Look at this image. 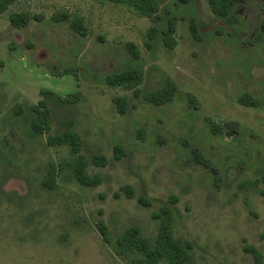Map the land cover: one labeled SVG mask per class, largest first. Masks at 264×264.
<instances>
[{"label":"rangeland","instance_id":"1","mask_svg":"<svg viewBox=\"0 0 264 264\" xmlns=\"http://www.w3.org/2000/svg\"><path fill=\"white\" fill-rule=\"evenodd\" d=\"M153 1L152 17L106 0H17L0 14V264H132L116 238L130 226L154 238L151 214L171 197L173 235L190 243L192 264H254L250 247L264 264V0L226 20L207 0ZM12 13L27 14L28 25L13 28ZM61 13L81 17L86 34L52 19ZM130 68L142 71L136 92L106 85ZM168 85L169 102L147 101ZM43 91L53 94L51 131L36 137L30 110ZM243 94L260 105H244ZM118 96L128 101L123 115ZM68 121L99 186H80L68 149L46 144ZM96 154L105 167L90 162ZM121 186L134 198H114Z\"/></svg>","mask_w":264,"mask_h":264},{"label":"trees","instance_id":"2","mask_svg":"<svg viewBox=\"0 0 264 264\" xmlns=\"http://www.w3.org/2000/svg\"><path fill=\"white\" fill-rule=\"evenodd\" d=\"M17 0H0V14L5 13L11 5ZM116 4H124L134 8L139 14L145 17H152L155 14V3L153 0H106ZM181 4H189L191 0H178ZM250 0H207L208 7L211 13L219 19H230L235 9L238 6L248 4ZM54 21H68L70 28L80 36L86 34L83 19L79 16L70 18L64 13L53 16ZM10 25L13 28L21 29L28 25L30 17L24 13H12L8 16ZM173 26L170 24L167 30L163 32L165 42L169 47L173 46L172 33ZM190 32L193 37H196V31L193 26H190ZM125 48L133 59L139 58V51L132 43H126ZM142 81V71L136 68L126 69L120 73L109 74L105 77V83L111 88H122L126 91L136 92ZM43 98L31 108V117L29 126L32 135L38 137L43 134H48L51 131L50 124L52 122L51 109L49 107V96L53 94L48 91H43ZM174 94L173 85L161 89L156 93L148 96L147 101L155 106L165 104L170 101ZM73 99V98H72ZM241 102L246 106H259L260 103L248 94L241 96ZM56 100L65 102L64 98L56 95ZM69 100V99H68ZM67 101V99H66ZM70 101V100H69ZM113 103L117 108V112L121 115L126 113L127 99L124 96L114 97ZM46 144L50 147L64 146L68 149L69 160L67 166L72 173L75 181L83 187L99 186L102 179L99 175L88 174V160L81 154L82 139L74 130L73 122L68 121L62 131L50 135L46 139ZM115 159H119L121 151L119 147L114 149ZM90 162L97 167H105L108 160L101 154L94 155ZM52 168V166H50ZM50 173V171H49ZM44 185L50 188L47 180ZM124 194L127 198H134V194L129 186H121L114 193V198ZM177 199L171 197L167 203L163 204L157 211L151 214V218L157 222V232L154 238L148 239L141 235L140 229L137 226L126 228L115 240L116 252L119 256L128 258L132 264H192L191 263V245L189 242L176 239L173 235V208L170 206ZM137 203L144 207H149L150 202L143 197L137 198ZM96 227L100 233L104 244H110L111 238L108 233V228L102 221H98ZM254 257V264H262L261 254L253 247L247 249Z\"/></svg>","mask_w":264,"mask_h":264}]
</instances>
